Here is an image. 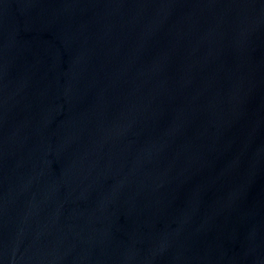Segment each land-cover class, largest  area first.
I'll return each instance as SVG.
<instances>
[{
	"label": "water",
	"instance_id": "1",
	"mask_svg": "<svg viewBox=\"0 0 264 264\" xmlns=\"http://www.w3.org/2000/svg\"><path fill=\"white\" fill-rule=\"evenodd\" d=\"M0 264H264V0H0Z\"/></svg>",
	"mask_w": 264,
	"mask_h": 264
}]
</instances>
